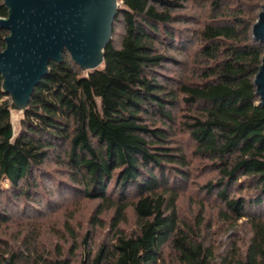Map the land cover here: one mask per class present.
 Wrapping results in <instances>:
<instances>
[{"label": "trees", "instance_id": "1", "mask_svg": "<svg viewBox=\"0 0 264 264\" xmlns=\"http://www.w3.org/2000/svg\"><path fill=\"white\" fill-rule=\"evenodd\" d=\"M262 1L209 0L197 16L180 12L182 0H120L102 64L82 70L68 52L52 61L15 136L0 75V181L12 197L53 185L47 167L57 163L70 179L64 193L99 201L90 225L113 209L96 245L91 228L77 235L66 219L68 248L42 249L29 233L0 247V264H264V105L253 84L264 47L251 33ZM7 33L0 27V50ZM176 131L189 149L171 143ZM189 154L217 174L202 186L221 203L227 239L203 212L179 217Z\"/></svg>", "mask_w": 264, "mask_h": 264}, {"label": "water", "instance_id": "2", "mask_svg": "<svg viewBox=\"0 0 264 264\" xmlns=\"http://www.w3.org/2000/svg\"><path fill=\"white\" fill-rule=\"evenodd\" d=\"M119 1L3 0L7 16L0 17V27L8 33L0 50V75L15 109L24 112L49 64L61 62L65 52L82 70L102 64ZM251 33L264 47V0ZM253 84L264 105V53Z\"/></svg>", "mask_w": 264, "mask_h": 264}, {"label": "rangeland", "instance_id": "3", "mask_svg": "<svg viewBox=\"0 0 264 264\" xmlns=\"http://www.w3.org/2000/svg\"><path fill=\"white\" fill-rule=\"evenodd\" d=\"M185 8L181 13L187 15L204 14V7L209 0H182ZM120 3V1H119ZM207 8V7H206ZM121 25L116 24L115 32L112 35L117 43L120 40ZM170 68L172 65H168ZM23 112L21 110L10 109V121L13 127L14 136L21 130V119ZM177 129V128H176ZM172 144H182L185 148H190L187 135L176 131L171 139ZM188 170L190 178L188 182L180 189L178 199V213L181 220L191 221L197 215L203 214L206 218L212 219L214 229L219 239H227L232 232L221 224L216 223L217 214L221 207L219 200L214 195L208 194L202 186L206 180L217 178L214 171L209 168V162L190 156ZM47 172L51 173L55 180L53 185L47 183L46 188L33 190L32 200L25 197L15 200L10 192V183L6 179L0 181V208H3L4 219L0 220V247L20 245L25 235H29L32 241H35L42 249H53L55 244L61 243L63 248L70 246L71 239L64 241L66 235L64 230V221L68 219L71 227L77 233L81 234L85 229L91 228L92 244L96 245L101 238L109 234L107 224L112 215L113 209L103 211L101 222L103 225H90V217L94 215L95 208L99 204L97 199H89L81 194L75 196L74 193H64L61 185L69 184L70 179L66 175L65 168L57 163H50ZM234 193V192H233ZM125 221L121 224L125 230L129 231L135 225V214L132 207L126 209ZM220 228H217V226ZM242 231L243 228H242ZM185 264V263H183Z\"/></svg>", "mask_w": 264, "mask_h": 264}]
</instances>
